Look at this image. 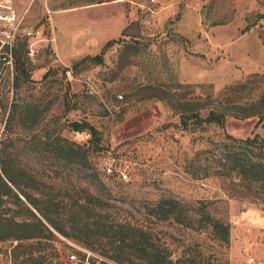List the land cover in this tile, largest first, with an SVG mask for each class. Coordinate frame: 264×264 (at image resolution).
I'll return each instance as SVG.
<instances>
[{
	"label": "rangeland",
	"instance_id": "1",
	"mask_svg": "<svg viewBox=\"0 0 264 264\" xmlns=\"http://www.w3.org/2000/svg\"><path fill=\"white\" fill-rule=\"evenodd\" d=\"M17 2L29 4L39 24L54 11L56 39L40 43L34 58L24 46L31 76L0 101V150L41 179L50 197L67 204L85 202L87 194L97 198L96 217L63 214L71 220L69 232L102 233L130 223L153 233L178 264H264V206L232 195L228 183L211 174L210 151L226 134L264 136V121L229 116L222 127L192 119L185 128L177 109L178 100L206 102V91L187 85H212L217 95L253 74L264 77V0ZM109 40L116 41L105 48ZM98 54L102 61H82ZM207 113L202 109L203 117ZM82 121L96 128L97 139L73 129ZM70 144L79 158L59 156V147ZM104 156L115 158L128 180L105 176ZM166 198L180 202L182 222L153 210ZM197 210L230 225V241L214 237ZM95 220L105 224L81 229ZM10 244H0V264H18L8 257ZM56 245L53 264H74L68 255L85 247L62 234ZM94 248L95 258L139 262L113 258L110 246Z\"/></svg>",
	"mask_w": 264,
	"mask_h": 264
},
{
	"label": "trees",
	"instance_id": "2",
	"mask_svg": "<svg viewBox=\"0 0 264 264\" xmlns=\"http://www.w3.org/2000/svg\"><path fill=\"white\" fill-rule=\"evenodd\" d=\"M115 41L109 40L105 48ZM23 48L24 46L19 51L14 87L30 80L31 76ZM101 56L102 54L85 56L82 61H102ZM185 87H199L206 91L207 96L206 102L202 104L191 100H178L180 107L177 109L181 124L185 128L192 119L199 124H217L222 127L229 116L241 119L256 116L257 125L264 121L263 76L253 74L245 81L226 86L217 95L214 94L212 85L196 84ZM4 96L6 95L0 101ZM202 109L208 110L204 117L201 114ZM72 127L78 132L89 130L92 139H97L99 134L88 122H73ZM71 145L66 148L59 147V156L68 160L79 158V151ZM210 151L211 174L227 182L232 195L264 206V136L259 132L245 138L226 134ZM196 156L199 157L200 153H196ZM44 186L41 179L17 166L12 158L5 156L0 150V244L11 242V253L8 256L11 261L13 258L18 264H53L54 259L59 257L57 234H62L81 241L87 249H95V243L99 246H110L114 251L113 258L119 261L135 262L137 259L139 262L136 264H178V260H174L156 243L154 234L142 226L117 222L106 232L93 230L80 236L72 235L68 226L71 220L65 219L63 214H69L68 210L73 215L85 211L88 216L96 217V211L101 207L97 198L87 194L84 196L85 202L76 200L67 204L63 200L50 197ZM179 205L178 200L166 198L160 200L153 210H157L161 219L174 218L182 222L177 216ZM196 217H200L209 226L214 237L226 243L230 241L231 227L225 221L202 210H197ZM75 221L76 218L73 222ZM92 224L99 227L105 223L95 220L93 223H85L81 229L86 228L89 231Z\"/></svg>",
	"mask_w": 264,
	"mask_h": 264
},
{
	"label": "built area",
	"instance_id": "3",
	"mask_svg": "<svg viewBox=\"0 0 264 264\" xmlns=\"http://www.w3.org/2000/svg\"><path fill=\"white\" fill-rule=\"evenodd\" d=\"M52 13L48 9L45 21L39 24L31 19L30 7L21 12L17 9L15 0H0V99L4 94L11 97L14 94L20 49L25 46L28 56L34 58L40 43L56 39ZM67 74L73 77L71 69L67 70ZM118 97L123 98L122 95ZM99 167L105 176L128 180L126 169L117 167L115 158L111 156L102 157ZM95 257L93 251L81 246H75V250L68 255L74 264H122L112 259ZM250 262H254V258Z\"/></svg>",
	"mask_w": 264,
	"mask_h": 264
},
{
	"label": "crops",
	"instance_id": "4",
	"mask_svg": "<svg viewBox=\"0 0 264 264\" xmlns=\"http://www.w3.org/2000/svg\"><path fill=\"white\" fill-rule=\"evenodd\" d=\"M15 5H16L17 9H18L19 11H21V12L24 11L26 8L30 7L29 4H28V5H25L23 8H21V7L19 6L17 0H15ZM31 6H32V5H31ZM51 11H52V10H51ZM31 12H32V7H30V16H31ZM52 12H54V11H52ZM31 19L33 20L32 16H31ZM33 21H34V20H33Z\"/></svg>",
	"mask_w": 264,
	"mask_h": 264
}]
</instances>
